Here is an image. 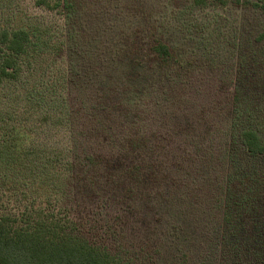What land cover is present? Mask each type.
I'll return each mask as SVG.
<instances>
[{
  "label": "rangeland",
  "instance_id": "obj_1",
  "mask_svg": "<svg viewBox=\"0 0 264 264\" xmlns=\"http://www.w3.org/2000/svg\"><path fill=\"white\" fill-rule=\"evenodd\" d=\"M226 1L71 0L66 19L56 0H0L1 30L38 26L66 45V59L45 56L24 79L62 103L69 70L76 124L94 123L77 139L97 154L83 164L79 212L145 264H236L222 243V202L240 187L228 177L260 170L264 184V156L228 138L239 94L257 98L264 138V15L257 0Z\"/></svg>",
  "mask_w": 264,
  "mask_h": 264
},
{
  "label": "trees",
  "instance_id": "obj_2",
  "mask_svg": "<svg viewBox=\"0 0 264 264\" xmlns=\"http://www.w3.org/2000/svg\"><path fill=\"white\" fill-rule=\"evenodd\" d=\"M55 6L65 10L66 19L74 14L71 0H56ZM254 6L264 15V0ZM260 40L264 41V31ZM65 51L64 43L52 42L38 26L0 29V264H145L128 244L113 241L103 227L93 228L91 211L79 212L83 164L90 166L97 154L85 150L77 139L76 132L91 129L94 123L80 128L76 124L79 113L70 98L69 70L66 67L62 103L24 79L25 70L42 66L45 56L55 63L66 59ZM154 52L165 64L172 57L163 42ZM256 100L249 104L237 96L228 135L229 143L252 159L264 156ZM233 152L229 150V158L240 160L241 155ZM228 178L240 187L229 190L222 202L227 229L222 243L236 255V264H264L261 171L236 172Z\"/></svg>",
  "mask_w": 264,
  "mask_h": 264
}]
</instances>
